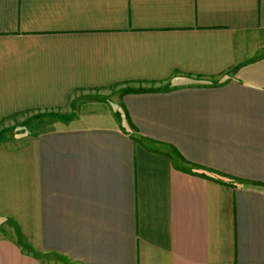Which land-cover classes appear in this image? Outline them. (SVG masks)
Wrapping results in <instances>:
<instances>
[{"label": "crops", "instance_id": "0c3cea01", "mask_svg": "<svg viewBox=\"0 0 264 264\" xmlns=\"http://www.w3.org/2000/svg\"><path fill=\"white\" fill-rule=\"evenodd\" d=\"M0 264H264V0H0Z\"/></svg>", "mask_w": 264, "mask_h": 264}, {"label": "rangeland", "instance_id": "374dc122", "mask_svg": "<svg viewBox=\"0 0 264 264\" xmlns=\"http://www.w3.org/2000/svg\"><path fill=\"white\" fill-rule=\"evenodd\" d=\"M49 119L51 115L47 116ZM43 120V117H42ZM51 120L47 123L50 125ZM43 122V121H42ZM45 123L41 122H27V123H4L1 128V141L3 145L21 146L27 142L28 137L39 131L41 127L44 128ZM15 125V126H13Z\"/></svg>", "mask_w": 264, "mask_h": 264}, {"label": "trees", "instance_id": "16d2710c", "mask_svg": "<svg viewBox=\"0 0 264 264\" xmlns=\"http://www.w3.org/2000/svg\"><path fill=\"white\" fill-rule=\"evenodd\" d=\"M127 91H129V92H144V91H147L146 89H143V88H138V89H136V88H129V89H127Z\"/></svg>", "mask_w": 264, "mask_h": 264}]
</instances>
